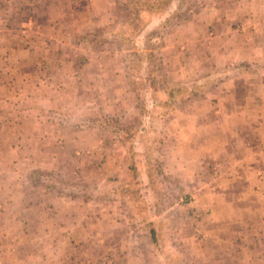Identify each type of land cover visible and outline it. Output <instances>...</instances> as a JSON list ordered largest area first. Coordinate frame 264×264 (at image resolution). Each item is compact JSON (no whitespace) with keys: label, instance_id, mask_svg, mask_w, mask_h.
Returning a JSON list of instances; mask_svg holds the SVG:
<instances>
[{"label":"rangeland","instance_id":"374dc122","mask_svg":"<svg viewBox=\"0 0 264 264\" xmlns=\"http://www.w3.org/2000/svg\"><path fill=\"white\" fill-rule=\"evenodd\" d=\"M0 264H264V0H0Z\"/></svg>","mask_w":264,"mask_h":264},{"label":"trees","instance_id":"16d2710c","mask_svg":"<svg viewBox=\"0 0 264 264\" xmlns=\"http://www.w3.org/2000/svg\"><path fill=\"white\" fill-rule=\"evenodd\" d=\"M169 9V11L170 12H174V10L173 9H171V7L170 8H168ZM144 12V11H147L148 12V10H146V9H143V6L142 5H138V6H135V5H133V8H132V10H129L128 11V15L129 16H131V15H137L138 14V12ZM172 18V17H171ZM138 19V18H137ZM165 19H167V17H164V20ZM128 20H130V18H126L125 19V23L126 22H129ZM141 43L139 42V41H137L136 42V48L138 49V50H141ZM137 55H141V53L139 54V53H137ZM150 232H151V236H152V238L154 237V232H155V230L154 229H151L150 230Z\"/></svg>","mask_w":264,"mask_h":264}]
</instances>
